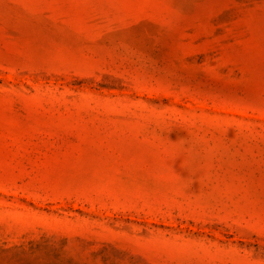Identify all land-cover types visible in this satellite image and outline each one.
I'll return each mask as SVG.
<instances>
[{
  "label": "rangeland",
  "instance_id": "1",
  "mask_svg": "<svg viewBox=\"0 0 264 264\" xmlns=\"http://www.w3.org/2000/svg\"><path fill=\"white\" fill-rule=\"evenodd\" d=\"M0 264H264V0H0Z\"/></svg>",
  "mask_w": 264,
  "mask_h": 264
}]
</instances>
